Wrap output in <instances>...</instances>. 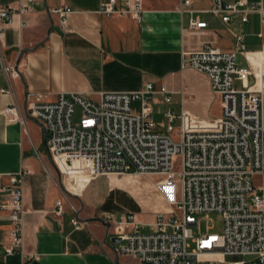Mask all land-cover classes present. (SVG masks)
<instances>
[{
  "label": "crops",
  "instance_id": "crops-1",
  "mask_svg": "<svg viewBox=\"0 0 264 264\" xmlns=\"http://www.w3.org/2000/svg\"><path fill=\"white\" fill-rule=\"evenodd\" d=\"M107 1L34 0L29 13L15 14L10 24L0 25V264H135L117 253L115 229L107 217L119 220L132 214L151 224L156 213L168 210L155 186L157 176L63 177L46 156L41 125L26 114L28 91L53 102L60 93L98 99L104 92H137L151 83L156 91L164 86L171 97L186 96L176 102L177 110L170 109L206 125L220 116V97L211 91L206 75L182 67V56L204 44L235 52V38L241 36L244 52L236 53L238 67L249 66L246 57L253 66L264 61V21L257 13L248 14L245 23L240 13L223 23L222 14L210 12L211 0H190L186 8L181 0H142L141 21L136 22L100 13ZM245 1L251 5L259 0ZM2 7L16 10L18 1L0 0ZM64 7L73 11L65 32L59 16L50 12ZM191 18L207 27L191 28ZM3 64L17 65L20 77L6 75ZM247 85H254L252 76ZM233 88L241 89V83L234 81ZM12 105L19 108L23 123L9 121L3 113ZM20 173L26 259L4 254L11 224L9 193L2 189L9 186L10 176ZM59 201L62 212L56 214ZM76 217L84 223L79 229L71 222Z\"/></svg>",
  "mask_w": 264,
  "mask_h": 264
},
{
  "label": "built area",
  "instance_id": "built-area-1",
  "mask_svg": "<svg viewBox=\"0 0 264 264\" xmlns=\"http://www.w3.org/2000/svg\"><path fill=\"white\" fill-rule=\"evenodd\" d=\"M17 1L16 10L0 8V25L31 11L34 0ZM211 1L210 12L222 14L223 23L238 13L243 23L250 13L264 21V0L251 5L245 0ZM181 2L190 6V0ZM50 12L59 16L61 30L67 31V15L73 11L64 7ZM142 12V0H108L100 8L104 15L120 14L136 22ZM190 27L204 29L207 23L191 18ZM235 39V52L204 44L198 52L182 56V67L206 75L211 91L220 97V116L206 125L169 109L164 113L165 130H158L152 97L162 95L165 105L172 97L164 86L156 91L151 83L137 92H104L96 101L80 93H60L53 102L31 91L25 94L26 114L46 133L49 153L63 177H160L155 186L168 210L156 213L153 223L142 224L132 214L119 220L107 217L119 240L117 253L135 264H264V61L253 66L246 57L249 66L238 67L236 53L244 52V46L241 36ZM2 71L12 79L20 77L17 65L3 64ZM251 76L254 85L249 87ZM234 81L241 89L233 88ZM137 100L138 114L132 110ZM3 113L9 121L23 123L16 105ZM2 192L9 193L11 224L4 254L29 258L24 252L23 174L10 176ZM53 212L61 214V201ZM211 213L222 216L223 232L195 236L198 216ZM71 222L76 229L84 224L78 217Z\"/></svg>",
  "mask_w": 264,
  "mask_h": 264
},
{
  "label": "rangeland",
  "instance_id": "rangeland-1",
  "mask_svg": "<svg viewBox=\"0 0 264 264\" xmlns=\"http://www.w3.org/2000/svg\"><path fill=\"white\" fill-rule=\"evenodd\" d=\"M184 97H186V96H184L182 94H179V96L172 95V101L169 105L168 104L165 105L161 102L163 100V96L155 95L152 97L151 106H152V110H153V121L156 125H158V128L160 130L164 131L166 128V125H167V120L164 117V113L167 110H169L170 108L177 110L176 109L177 103L178 102L182 103V99ZM187 98L190 99L191 97L187 96ZM93 100L96 101L97 99H93ZM212 109H213V111L215 110L214 105H212ZM132 110L136 114L139 113V111H140V101L139 100L132 102ZM215 112H216V110H215ZM78 118H79V112H76V114L74 116V120L77 121ZM174 126L176 128H178L179 122L176 121ZM126 175L127 174L111 175V176L120 178V177H123ZM223 227H224V221H223L222 216L218 213H211V214H209L208 217L198 216V224H197V226L193 227V232H194L195 236L205 234V233L221 234L223 232ZM142 231L146 232L147 229L143 228Z\"/></svg>",
  "mask_w": 264,
  "mask_h": 264
},
{
  "label": "water",
  "instance_id": "water-1",
  "mask_svg": "<svg viewBox=\"0 0 264 264\" xmlns=\"http://www.w3.org/2000/svg\"><path fill=\"white\" fill-rule=\"evenodd\" d=\"M43 144H44V149H45L46 156H47L48 160L53 164L52 157H51V155L49 153V150H48V147H47V144H46V133L45 132H44V142H43ZM113 241L116 242V243L119 242V240L117 238H115Z\"/></svg>",
  "mask_w": 264,
  "mask_h": 264
},
{
  "label": "bare ground",
  "instance_id": "bare-ground-1",
  "mask_svg": "<svg viewBox=\"0 0 264 264\" xmlns=\"http://www.w3.org/2000/svg\"><path fill=\"white\" fill-rule=\"evenodd\" d=\"M127 175H130V174H127Z\"/></svg>",
  "mask_w": 264,
  "mask_h": 264
}]
</instances>
